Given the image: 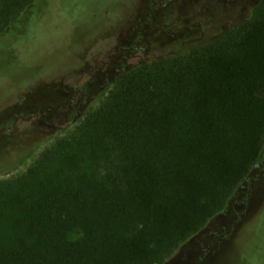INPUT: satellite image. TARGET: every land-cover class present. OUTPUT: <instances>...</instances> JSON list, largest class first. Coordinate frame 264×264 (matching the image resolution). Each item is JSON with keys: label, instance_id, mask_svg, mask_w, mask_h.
Here are the masks:
<instances>
[{"label": "trees", "instance_id": "16d2710c", "mask_svg": "<svg viewBox=\"0 0 264 264\" xmlns=\"http://www.w3.org/2000/svg\"><path fill=\"white\" fill-rule=\"evenodd\" d=\"M46 6L0 0V36H23ZM178 48L123 69L73 130L0 179V264H163L227 209L264 153V0Z\"/></svg>", "mask_w": 264, "mask_h": 264}, {"label": "rangeland", "instance_id": "374dc122", "mask_svg": "<svg viewBox=\"0 0 264 264\" xmlns=\"http://www.w3.org/2000/svg\"><path fill=\"white\" fill-rule=\"evenodd\" d=\"M259 1L47 0L23 36H0V179L73 130L123 69L174 52L173 43L186 50L212 41ZM262 238L264 153L227 209L163 264H264Z\"/></svg>", "mask_w": 264, "mask_h": 264}]
</instances>
